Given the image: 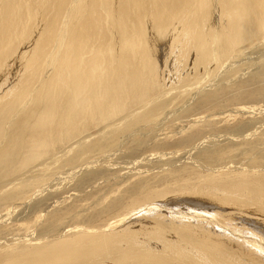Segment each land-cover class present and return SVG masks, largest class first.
Masks as SVG:
<instances>
[{"label": "bare ground", "instance_id": "bare-ground-1", "mask_svg": "<svg viewBox=\"0 0 264 264\" xmlns=\"http://www.w3.org/2000/svg\"><path fill=\"white\" fill-rule=\"evenodd\" d=\"M262 43L264 0H0V264H264V123L259 134H241L246 125L237 124L235 138L197 146L204 130L194 121L179 142L194 145L193 163L160 156L135 164L137 181L81 204L85 184L112 167H96L95 158L125 147L132 166L158 127L192 109L187 83L198 96L193 109L230 101L233 86L225 81ZM160 52L174 55L178 70L190 62L200 72L168 87ZM251 65L256 71L235 87L241 98L264 95V56ZM238 157L249 170L198 172V165ZM143 166L171 168L152 180L172 179L176 187L151 189ZM62 175L80 176L82 192L49 205L44 194ZM171 193L198 194L233 211L199 213ZM166 196V206L151 202ZM39 209L43 223L11 237L10 220Z\"/></svg>", "mask_w": 264, "mask_h": 264}, {"label": "rangeland", "instance_id": "rangeland-1", "mask_svg": "<svg viewBox=\"0 0 264 264\" xmlns=\"http://www.w3.org/2000/svg\"><path fill=\"white\" fill-rule=\"evenodd\" d=\"M163 48L166 49V46H163ZM261 49H262V51H261ZM249 50L250 51H248L249 56H247V59H248L247 63L245 62L246 61L245 58L243 59L244 61L242 60L243 63L241 64V66L242 65L243 66H242L241 71H239L235 76H233L234 78L232 77V81H231V78H230V80L228 79L227 81H225L226 84L228 83L227 85L233 86V93H232L233 96H232L230 101L222 103L221 106H219V107L202 108V109H196L195 108V109H193L195 107V104L198 101V99H197L198 96L195 97L196 93L194 91V88L189 86V84H191L192 82L185 84L186 87H189L188 89L192 90V94H194V96H192L193 98L190 97L187 101L188 106L191 107L192 109L188 113L183 111L184 113H182L181 116L177 117L178 119L176 118V120H171V117H170V119H169V120H171L170 122L165 121L164 122L165 124L158 127V130H155L153 132L151 140L146 144L145 148L138 151L139 154L135 158L132 159V161L136 162V163L133 162L132 166H131V164H129V163H132V162H129L130 159H128L127 156L124 155L125 152L127 151V148H125V147L117 149L116 150V152L118 151L117 153L115 151H112V152H114L113 155L111 152L107 155V157H100L99 156V157L95 158L94 160H96V162H97L96 167H99L102 165H104L105 167H106V165H107V167H109V166H112V167L107 168V169H109V172H108V175L106 177H97V178H94L93 180H91L89 183L85 184V190H86L85 199H81V201H82L81 204L82 205L86 204V202H84V200L90 199V198L95 197L97 195L112 196L116 190L118 192V189L122 190L125 187H127V185H130L131 182H133L137 178H140V176H138L139 173L136 172L138 168H135V167L139 166L141 162L146 161V163L148 165H151V164L156 162L155 157L158 160V157L160 158V156L161 157L163 156L164 159H166V157L171 158V156H174V157L178 156L177 158L182 161V162L180 161L181 162L180 164H182V163H186V164L193 163L192 155L194 154V152L189 151V150L191 148L193 149L194 145L189 147L188 145H185V146L180 145L179 142H181L185 137L188 136L187 134H189L192 131V130H190L189 126H190V124H194L195 122L200 121L198 123V126L200 128H203V130H204L203 135L200 136L196 140L197 146H198V144H200V142L203 143L202 145H207V144H209V142L212 139L216 140L218 143L222 142V144H223L225 141V138L231 137V136H232V138L233 137L235 138V136H233L234 135L233 131H230V129L237 124H245L246 125L244 128V131L241 134L245 133V135H247L250 132L253 133L254 131H257V133H255V134L261 133L262 129H264V127L262 129H260V127H259L261 124L264 123V95L258 94L253 99L246 98V97L241 98L236 94V89H235V87H237L238 84H240V81H248L251 73L253 71H256V68L254 66H252L251 64L254 61H256L257 59H259L261 56H264V43L260 44L257 48H253V49H249ZM160 53H159V55L164 56L162 59H161V56L159 58L160 67H162L163 78H164L168 87L175 86V85L181 86V85H183L181 80H183L185 78H194L200 72V71L196 72V71L192 70L191 69L192 65L190 66V62H189L188 67L181 68L180 70H178L179 66H175V63H174V55H172V56L168 55V57H167L164 52H160ZM201 75H203V74L200 73V76ZM219 84L221 85L219 79H215V80H213L212 86L213 87H215V86L219 87ZM207 89L210 90L211 87L209 86V87H207ZM179 107L181 108V106H179ZM235 110H236V112H235ZM243 115H244V117H243ZM258 122H260L259 125H257ZM255 126H257V127H255ZM263 126H264V124H263ZM258 130H259V133H258ZM210 137H211V139H210ZM217 137H219V138H217ZM204 139H206V141ZM218 139L220 142L218 141ZM239 139H238L237 143H239V142L242 143L243 139L241 136H239ZM237 146H239V144H237ZM181 153H182V155H181ZM183 155L186 156L187 158H185ZM149 157L151 158V161H150ZM102 158H103V160H101ZM143 158H144V160H143ZM106 159H108V160H106ZM135 159H137V161ZM160 159H162V158H160ZM121 160L122 161L127 160V161L121 162ZM104 161H106V162H104ZM123 164H124V166H123ZM135 164L137 166H135ZM195 164L197 165V163H195ZM230 165H232V166H230ZM233 165H235V166H233ZM116 166H119V167H116ZM163 167H165V166H163ZM163 167L161 169H158V170H157V168H152V167H148V166H143V167L139 168L140 171L144 172V174L142 173L143 174L142 177H147L148 179H150V181H147V180L146 181L148 182L149 187L151 189H155V190L159 191V190L167 187V185H170V187H173V188L176 187L177 182L172 180V179L152 180L154 175L159 173V175L164 176L167 174L168 171H170L169 169H171L168 167H165V169H164ZM220 167H222V168H220ZM234 168H236L240 171L245 170V169L246 170L250 169L242 157H238L234 161H231L228 163H220V164H217L215 166H210V168L198 165L197 169H198V172H201L203 174H206V173L218 174V173H223V172L228 173L229 171L237 172V170H234ZM211 169L212 170L214 169V170L212 171ZM260 169L264 170V167H261ZM127 170L129 172L131 171L130 172L131 174L128 173ZM132 171H133L134 175L136 174L135 175L136 177L132 174ZM152 174H154V175H152ZM63 176L64 175H62L61 177H63ZM65 176H66V173H65ZM78 177H80V176H77L75 178V180H72V181L66 180V177H63V178H60L58 181L55 180L54 182H52L53 184L50 185L49 188L50 189H56V190L50 191V189H48V191L45 192V194H44L45 196L47 194H49L51 196V200L49 202V205H51L53 202H57V201H59L60 203H64V201H65V203H70V202H73L74 200H76L78 194L82 192V191L79 192L76 188L77 187L76 179ZM168 196H171V197L177 196L175 198H172L173 200H180V201H183V200L188 201L189 200L188 201L189 203H193V205L197 206L195 208H197L200 211V212L197 211L199 213H201V212L202 213H204V212H220L222 209L227 210L229 212L233 211L230 208L229 209L228 208H220L218 206V203L210 201L207 197L198 196V194H179V195H177L176 193H171ZM168 196H166L164 199H157V200L151 201V202H155V205L161 204L162 206H166L168 204L167 203L168 201L166 199ZM172 199H170L169 201H171ZM39 201H44V200L41 199ZM87 203H88V201H87ZM194 203H197V204H194ZM122 204H126L125 199L122 201ZM198 205H199V207H198ZM148 206H149V204H144L142 206V208H147ZM182 206H183L182 210L187 212L186 210L188 208H186L184 205H182ZM220 206L225 207L221 204H220ZM140 210L141 209L136 211L135 214H137V212H139ZM42 211H43V209H39L37 211L32 212L29 215L28 214H26V216L21 215V217L20 216L18 218L15 217V219H13V221L10 220L11 221L10 224H7L6 227H8V226L10 227L9 233L11 234V237H14L15 235L22 236L25 233L27 234L28 231H31V230L35 229L37 226H39L40 224H42L44 219L46 218V217H43L44 214L42 213ZM116 212H118V210H115L114 212H112L110 214H105L103 216V218L104 219H110L111 217H113L116 214ZM41 214H42V216H40ZM163 214H165V212ZM22 217H23L24 221L21 220ZM27 217H28V219H27ZM16 219H17V221H16ZM18 219H20V220H18ZM126 219H130V217L128 216ZM148 219L153 220V218H151V217H149ZM14 220L16 222H14ZM19 221H20V223H19ZM134 221H138L136 223L138 225H139V222H141L143 224H149V222L147 220H142V221L134 220ZM157 221H160L161 223H163L166 226L171 225V222H169V220H167V219L166 220L159 219ZM12 222H14V223H12ZM37 224H39V225H37ZM216 231L222 232L218 227L216 228ZM248 249H249V247H248ZM253 263H255L254 260H253V262L251 261V263H249V264H253Z\"/></svg>", "mask_w": 264, "mask_h": 264}]
</instances>
